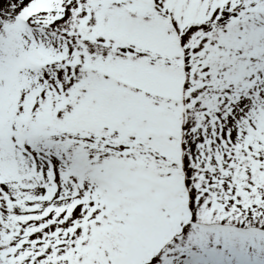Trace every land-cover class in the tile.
<instances>
[{
	"label": "snow or ice",
	"instance_id": "1",
	"mask_svg": "<svg viewBox=\"0 0 264 264\" xmlns=\"http://www.w3.org/2000/svg\"><path fill=\"white\" fill-rule=\"evenodd\" d=\"M0 264H264V0H0Z\"/></svg>",
	"mask_w": 264,
	"mask_h": 264
}]
</instances>
